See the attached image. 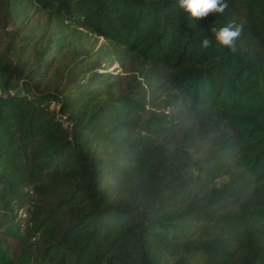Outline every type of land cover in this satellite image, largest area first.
Returning <instances> with one entry per match:
<instances>
[{
	"label": "trees",
	"instance_id": "1",
	"mask_svg": "<svg viewBox=\"0 0 264 264\" xmlns=\"http://www.w3.org/2000/svg\"><path fill=\"white\" fill-rule=\"evenodd\" d=\"M1 1L19 51L0 54V264H264V0L203 18L178 0ZM230 24L222 47L211 28ZM149 77L186 105L148 109Z\"/></svg>",
	"mask_w": 264,
	"mask_h": 264
},
{
	"label": "rangeland",
	"instance_id": "2",
	"mask_svg": "<svg viewBox=\"0 0 264 264\" xmlns=\"http://www.w3.org/2000/svg\"><path fill=\"white\" fill-rule=\"evenodd\" d=\"M32 23L37 22H43L44 15L40 12H35L31 19ZM0 54L3 53L5 50L9 49L10 55H15L19 51V45L17 43V39H15V35L17 32V27L14 25V21L10 15V12L7 9V5L4 1L0 0ZM19 37V36H18ZM94 38L90 37V42H93ZM104 41L103 38L99 39V43ZM73 53H69L66 56V64L69 67L71 71H77L81 67H83V63L79 60H74ZM104 65L108 66V70L114 71L116 73H119L123 75L124 81H128V78L130 77V73L125 71V68L119 63L116 62L112 65H108L106 62ZM59 63L54 66L50 72L49 75L53 74L55 70H58L56 73V76H64L66 71H64L65 68L59 67ZM105 66V67H106ZM138 79H143L138 76ZM148 83L151 81L153 83L152 86L147 87V93L148 95H151L150 102L148 104V109H151L153 111L159 112V113H171L174 111V108L176 106V102L178 103V108H183L186 103L182 101V97L179 95L178 91L175 88L174 83L171 80H165L164 78H156L151 77L145 79ZM146 84V83H145ZM153 97V98H152ZM53 107H56V104H53ZM176 109V110H177ZM24 191L29 195V201L25 207L19 210L18 219L22 221V223L25 225L26 220L30 216V210L35 209L36 204V194L32 191V187H25Z\"/></svg>",
	"mask_w": 264,
	"mask_h": 264
},
{
	"label": "clouds",
	"instance_id": "3",
	"mask_svg": "<svg viewBox=\"0 0 264 264\" xmlns=\"http://www.w3.org/2000/svg\"><path fill=\"white\" fill-rule=\"evenodd\" d=\"M178 7L190 13L191 18H203L212 13H224L228 8L226 0H178ZM216 42L222 47L234 48L235 41L240 37L242 25L230 24L228 26L211 28ZM202 48L212 46L209 38L200 41Z\"/></svg>",
	"mask_w": 264,
	"mask_h": 264
}]
</instances>
